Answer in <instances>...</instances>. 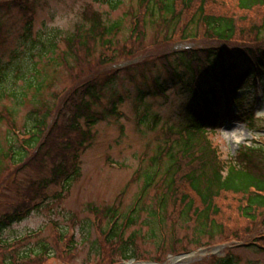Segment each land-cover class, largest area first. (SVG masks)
I'll return each instance as SVG.
<instances>
[{
    "label": "trees",
    "instance_id": "obj_1",
    "mask_svg": "<svg viewBox=\"0 0 264 264\" xmlns=\"http://www.w3.org/2000/svg\"><path fill=\"white\" fill-rule=\"evenodd\" d=\"M35 1L38 3L40 0H20L16 4L14 0H0V13L17 6L27 19L25 32L20 39L24 45L27 43L29 45L28 53L26 51L24 56L30 65L24 67L18 64L19 61H15L11 68L19 70L21 75L32 73L31 77L26 79L27 91L24 98L27 92L34 91L35 98L37 97L34 101H37V104L40 103V106L35 107L33 111L35 116L32 126H24L22 138L15 132L12 133L18 128L14 120L16 111L5 109V114L0 112V121L5 120L9 124L8 135L4 144L0 145V188L9 186L15 171L22 172L34 169L33 167L36 166L42 167L41 171H43L46 164L52 165L51 169L47 170L50 173L49 176H44L32 183V188H35L32 193L36 189L38 191L34 197L29 196L31 199L42 195L51 185L58 183L64 174L66 154L72 147L74 138L80 134L83 139L82 146L91 139V131L83 127L82 120L85 119L89 125H94L100 117L104 118L105 112L97 108L101 106L106 91H114L113 84L116 77L105 76L100 72L86 74L80 68L84 64H89L92 71L95 68L106 67L110 62L106 51L119 47L121 32L125 25L123 19L111 20L101 12L89 9L83 12L74 30L61 37L66 44V49L56 57L55 54L59 53V51L56 52L59 47L56 35L48 36L44 41L33 38L31 30L33 16L30 13L34 12ZM94 1L107 4L112 9L121 4V0ZM221 1L141 0L140 4L145 8V12L135 26L131 22L128 27L129 42L133 41L134 33L137 34L139 41H143L147 31L154 29L157 37L165 40L170 39L171 36H179L181 40L201 38L207 45L198 51L179 50L173 62L174 65L170 60L165 63L168 83L174 86L179 85L182 90L186 89L185 92L191 93L190 101L183 107L188 121L186 137L175 140L169 148L163 146L161 151H158V154L151 159L154 165L157 162L162 164L158 172L152 166H147L140 175L142 188L147 196L153 188L156 189L151 199H157L159 202L160 222L163 226H167L170 221L175 224H192L195 228L192 239L187 236L181 240L177 235L170 238L169 244L174 253L181 249L182 251L190 250L191 243H195L198 247H207L215 240L220 243L246 241V238L254 231V227L258 224L264 227V146L245 145L235 155H229L223 159L219 148L213 145L211 140L217 122L222 117L217 108L221 97L220 91L218 93L216 90L218 85L236 86L243 80L252 78L253 61L257 58L255 61L262 63L264 59L263 47L258 46L254 49L241 42L240 29L243 28V24L239 22L238 14L214 10L215 5H220ZM237 3V7L242 12L262 13L263 19L256 42H264V0H238ZM135 15L133 14V17ZM121 47L124 54L127 50L125 46ZM129 49L132 51V46H129ZM122 52L120 50L121 55ZM202 54L210 60L209 63L212 64L220 84L214 82L211 84L205 76ZM15 55L19 56L17 52H14ZM259 55L263 57H258ZM44 63L55 70L64 67L70 73L74 84L73 93L66 103L65 111L57 121L51 117L58 105L55 106L56 108L51 107L48 100L39 101L38 99L43 87L52 82L53 74L42 68L39 69V65ZM76 69L80 70L74 73ZM194 76L205 79L204 82L207 85L204 88L205 113L194 100L195 94L192 90ZM154 85L161 91L165 90L164 84L158 79L154 80ZM58 95L56 94V98ZM118 112L114 105L108 114L116 115ZM236 117L247 121L252 127L263 122L255 121L253 116L245 115L241 111ZM75 160V172L65 182V192H69L74 181L81 177L77 158ZM8 171L10 174L7 173ZM137 176L139 178L138 174ZM29 192L23 196V199L28 197ZM61 197L62 193H59L55 199ZM89 206L92 207V205ZM21 207L22 204L17 209ZM106 208V216L116 213L117 208L114 205ZM143 211H147L149 234L158 235L156 206L148 210L140 203L126 220V227L137 225ZM7 218L20 220L18 216L16 218L7 216ZM0 226L2 229L5 227L2 220H0ZM83 227L84 240L87 242L91 231L87 224ZM121 231L120 225H116L107 239L111 246L112 263L115 262V252L118 251L124 259L136 256L133 248L136 246V237L140 235V232L137 230L127 238L126 232L121 233ZM206 238L208 241L204 242L203 239ZM1 240L0 264H47L60 252V244L57 242L54 243L56 248L45 240H40L34 246L21 250L22 243L18 242L19 240H14V243H11L9 238ZM163 242L162 248L166 249V241ZM90 250L95 254H103L97 240L91 244ZM215 261L221 264H238V258L232 253L217 257Z\"/></svg>",
    "mask_w": 264,
    "mask_h": 264
},
{
    "label": "rangeland",
    "instance_id": "obj_2",
    "mask_svg": "<svg viewBox=\"0 0 264 264\" xmlns=\"http://www.w3.org/2000/svg\"><path fill=\"white\" fill-rule=\"evenodd\" d=\"M138 5L139 0H121V4L112 9L107 4H100L93 0H40L35 6V16L31 29L32 35L34 39L41 41H44L48 36L56 35V40L59 43L56 52L59 51V53H56L55 56L58 57L66 49V44L61 37L74 30L82 18L83 11L87 6H90L111 20H124L125 25L121 32L119 45L121 48L128 34L132 12L135 11ZM214 10L219 12L225 10V12L238 14L239 22L243 24V28L240 29V38H248L251 41L257 40V34L260 31L259 26L263 19L261 12H242L237 7L235 0H222L220 5H215ZM23 25L24 19L18 10L1 12L0 112L5 114V109L13 112L15 110L14 120L19 129H24L25 125L26 127L32 126L35 116L33 111L35 107L40 106V103L37 104V101H34L37 100L34 91L27 92L24 98L27 91L25 88L26 79L30 78L32 73L21 75L19 70L11 68L12 63L15 61H19L18 64L24 67L30 65L28 59L25 58L26 56H24L27 47L29 49V45L28 43L24 45L20 39L23 34ZM146 34L143 41H137L134 44V55L129 57L128 60L130 64L140 66L131 68L130 72L123 70V75L117 77L118 79L113 84L116 92H118L115 95L122 96V101L118 104L120 114L107 117L95 125L93 141L80 156L81 179L73 184L69 193L63 194V197L57 200L55 197H51L60 190V187L52 186L48 188L45 192L49 194L46 204L37 210H33L21 221H16L8 226L2 234L3 239L27 236L22 239L21 250L34 246L40 240H45L56 248L54 243H59L58 235L62 231L66 232L68 228H74L75 239L80 247L77 250L78 252L70 255L63 249L64 252L60 251L58 253V258L50 260L47 264L125 263L118 260L117 256H115V262L112 263L109 257V249H106L104 253L103 248V254L91 252V244L96 239L99 240L100 234L93 227V232L87 238V242L84 240V224L89 225L95 219V214L90 211L89 204L109 207L116 204L118 196L123 193L121 205L119 206L120 213L125 214L134 206L142 189V180L134 179L136 171L139 168L143 170L148 164L151 165L149 160L158 154V146H164V140L168 139L162 133V131L166 133V129H161V127L164 123L175 126L180 125L183 120V106L189 100L188 93H185L180 86L168 87L164 96L158 94L144 95L143 100L138 99L139 91H147L151 85L150 80L144 79L145 75L149 77L151 75L157 76L160 81L166 78V74L160 66L163 62L159 58L164 59V56L170 52L173 44L176 43V40L169 43L164 42V38L156 36L154 29H149ZM243 39L241 38V40ZM201 43L204 44L205 42L202 41ZM38 46H40L39 43ZM119 47L117 46L118 50ZM14 52H17L19 56H14ZM123 56H120L122 58L119 57L121 59L118 62L119 65L116 63L108 67L95 68L92 71L91 66H88L89 64H84L80 69L84 70L86 74L89 72L91 74L100 72L102 75L106 72L112 74V71L120 68V66L124 67L120 64L125 59ZM155 64H158L157 67H152ZM41 68L51 72L53 76L52 82L43 87L42 92L39 96L37 95L38 99L39 101L48 100L50 106L55 107L63 101L72 88L70 73L64 67L55 70V68L45 63L39 65V69ZM80 69L74 70V73ZM135 70H138V72ZM129 73H133L134 77L131 78ZM248 85L252 86L251 83ZM250 86L246 87L244 91L247 94L245 102L248 104H250L249 101L252 100L253 96V89H248ZM109 92V90L106 92L105 97L108 98L104 100L105 104L112 98L109 96ZM56 94H59L58 99ZM242 95L240 94L239 97H242ZM22 101L24 103H21ZM255 111L258 116L264 114V96ZM155 117H158L157 123L155 127H151V121ZM258 126H262L264 130V122L259 123ZM255 128L250 124L248 125L244 120L236 119L221 125L217 129L218 131L211 136V140L213 145L219 148L222 158L226 159L229 155L238 153L242 146H251L260 140L258 139L261 138L259 132H256ZM8 132V122L5 120L0 121V145L4 144ZM51 167L52 165L46 164L45 169L41 171L42 167L36 166L33 167L34 169L23 170L18 172L17 176H12L13 179L10 180V185L0 189V219L5 214L13 213L17 206L23 202L22 198L27 193L26 191L32 189V183L44 178V176H49L50 173L47 170ZM154 192H156L155 188L150 191L148 196L144 195L141 201L148 210H152L156 206L157 199H151ZM146 213L147 211H143L140 222L128 228L125 234L128 238L137 230L140 232V235L136 237V246L133 248V251L136 252V260L135 262L130 261V264L139 262L175 264L177 259L183 260L181 264H211L210 259L213 255L225 256V253L230 249H232V254L238 258V264H264V229L261 224L254 227V231L246 238V241H237L232 245V242L223 244L215 240L212 241L210 247L203 249L196 246L195 243H191L189 249L192 252L181 257L177 254H182V249L178 253L171 251L170 238L176 235L181 240L187 236L191 239L194 238L195 228L193 225L175 224L168 221L163 235L159 232V236H153L149 234ZM101 225L103 228L107 226V220L104 217L101 219ZM164 240L167 244L165 245L166 249L162 248ZM203 241L207 242L208 240L206 238ZM254 243L257 245H254ZM101 245H104V243H101ZM178 247L180 248L181 245L179 244ZM102 258L104 259L102 260Z\"/></svg>",
    "mask_w": 264,
    "mask_h": 264
},
{
    "label": "bare ground",
    "instance_id": "obj_3",
    "mask_svg": "<svg viewBox=\"0 0 264 264\" xmlns=\"http://www.w3.org/2000/svg\"><path fill=\"white\" fill-rule=\"evenodd\" d=\"M183 260L177 259L175 264H181Z\"/></svg>",
    "mask_w": 264,
    "mask_h": 264
}]
</instances>
